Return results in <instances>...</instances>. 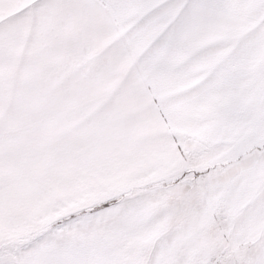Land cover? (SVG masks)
Returning a JSON list of instances; mask_svg holds the SVG:
<instances>
[{
  "label": "snow or ice",
  "instance_id": "obj_1",
  "mask_svg": "<svg viewBox=\"0 0 264 264\" xmlns=\"http://www.w3.org/2000/svg\"><path fill=\"white\" fill-rule=\"evenodd\" d=\"M0 264H264V0H0Z\"/></svg>",
  "mask_w": 264,
  "mask_h": 264
}]
</instances>
